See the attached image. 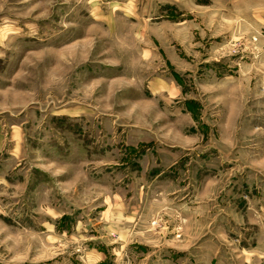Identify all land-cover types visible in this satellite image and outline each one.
<instances>
[{
  "label": "rangeland",
  "instance_id": "1",
  "mask_svg": "<svg viewBox=\"0 0 264 264\" xmlns=\"http://www.w3.org/2000/svg\"><path fill=\"white\" fill-rule=\"evenodd\" d=\"M114 1L0 0V264H264V54Z\"/></svg>",
  "mask_w": 264,
  "mask_h": 264
},
{
  "label": "crops",
  "instance_id": "2",
  "mask_svg": "<svg viewBox=\"0 0 264 264\" xmlns=\"http://www.w3.org/2000/svg\"><path fill=\"white\" fill-rule=\"evenodd\" d=\"M137 2V0H134ZM158 4L169 5L182 15L191 16L196 21L197 16L209 15V22H216L218 37L238 41L236 52L248 54H264V0H156ZM155 1V2H156ZM133 4L129 0L128 4ZM113 3L124 5L119 0ZM202 21L205 18L202 17ZM213 29V28H212ZM253 41V42H252ZM96 258L98 254L91 251L86 254ZM99 258V257H98Z\"/></svg>",
  "mask_w": 264,
  "mask_h": 264
}]
</instances>
